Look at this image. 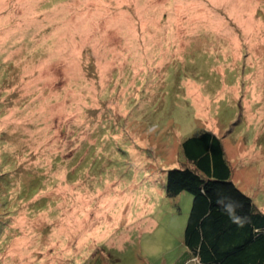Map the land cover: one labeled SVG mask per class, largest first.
I'll return each mask as SVG.
<instances>
[{
    "label": "rangeland",
    "instance_id": "374dc122",
    "mask_svg": "<svg viewBox=\"0 0 264 264\" xmlns=\"http://www.w3.org/2000/svg\"><path fill=\"white\" fill-rule=\"evenodd\" d=\"M206 131L264 213V0H0V264H181Z\"/></svg>",
    "mask_w": 264,
    "mask_h": 264
},
{
    "label": "trees",
    "instance_id": "16d2710c",
    "mask_svg": "<svg viewBox=\"0 0 264 264\" xmlns=\"http://www.w3.org/2000/svg\"><path fill=\"white\" fill-rule=\"evenodd\" d=\"M182 150L188 165L166 178L169 198L193 197L181 264H264V213L232 181L222 138L206 131L185 140Z\"/></svg>",
    "mask_w": 264,
    "mask_h": 264
},
{
    "label": "crops",
    "instance_id": "0c3cea01",
    "mask_svg": "<svg viewBox=\"0 0 264 264\" xmlns=\"http://www.w3.org/2000/svg\"><path fill=\"white\" fill-rule=\"evenodd\" d=\"M188 264H198L195 260L190 261Z\"/></svg>",
    "mask_w": 264,
    "mask_h": 264
}]
</instances>
